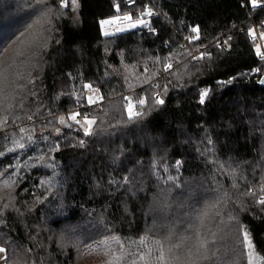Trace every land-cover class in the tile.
Segmentation results:
<instances>
[{
	"label": "trees",
	"instance_id": "16d2710c",
	"mask_svg": "<svg viewBox=\"0 0 264 264\" xmlns=\"http://www.w3.org/2000/svg\"><path fill=\"white\" fill-rule=\"evenodd\" d=\"M49 3L58 8V0ZM78 4L77 16L69 1L65 15L54 22L46 51L34 49L38 55L25 66L34 85H27L21 95L28 88L37 93L36 97L28 96L25 104L26 111L40 108L33 117L35 137L41 135L49 108L56 117L67 116L70 108L89 111L97 116L96 134L84 137L74 124L71 129L60 128L58 137L51 129L43 132L50 137L49 143L60 144L59 151L50 154L53 167L22 168L24 180L15 190L16 200L7 209H3L7 201H0V246L7 249L10 264H107L111 251L120 253L112 237H119L129 252L147 250L139 245L141 236L149 246L170 233L172 243H180L184 236L194 239L189 225L216 199V189L228 190L231 200L226 207L221 204L218 209H209L201 232L209 238L216 234L215 245H210L215 254L201 264H247L241 228L250 233L255 250L264 256V206L255 203L259 178L264 174V85L260 83L264 62L255 56L259 42L247 34L249 28L264 32V6L253 9L250 0H137L131 8L124 0H78ZM145 4L159 13L146 17L155 32L142 27L104 35L101 21L130 11L138 15ZM115 5L120 6V13ZM38 16L36 0H0V65L9 63L17 50L25 53L19 57L21 61L29 60L26 44L39 39L38 26L30 28ZM196 25L200 39L189 43L185 37ZM229 36L228 50L216 47L220 39ZM5 47L7 51H2ZM206 51L211 59H192L194 53ZM169 55L173 56L170 71L178 72V78L163 72V63L156 62V57L163 60ZM257 67L261 72L253 73ZM145 76L159 81L165 103L146 109L138 124L127 123L123 97L145 95L148 85L141 86ZM168 81L165 95L162 89ZM89 83L99 89L103 100L80 110L76 98L87 96L83 85ZM202 89L210 90L204 105L199 103ZM147 96L151 103V93ZM15 114L24 116V111L17 109ZM33 121L23 119L17 124L30 127ZM7 131L20 136L18 127ZM207 137L213 140L214 154L201 155ZM81 139L83 147L79 146ZM39 148L47 151L44 142L37 139L27 151L20 150V162L36 155ZM13 155L17 154L0 158V170ZM209 159L225 164L224 171ZM154 160L159 178L151 168ZM177 160L182 162L179 171ZM231 169L236 170L239 189L232 188L233 179L227 174ZM128 170L136 177L134 187L108 183L110 179L121 180ZM169 175L175 184L164 183ZM241 175L246 179H240ZM40 179L51 181L50 191L39 185ZM248 181L255 186V198L239 195L249 186ZM6 191L0 184V193ZM217 210L224 223L215 216ZM229 214L234 216L232 221ZM105 237L111 249L107 256L98 244ZM78 241L79 249L74 246ZM88 244L100 250L90 251L85 246ZM14 248L19 249L17 255H13ZM26 248L32 251L25 253ZM157 254L154 249L153 255ZM130 259L126 257L122 264H129Z\"/></svg>",
	"mask_w": 264,
	"mask_h": 264
},
{
	"label": "snow or ice",
	"instance_id": "6c2138e0",
	"mask_svg": "<svg viewBox=\"0 0 264 264\" xmlns=\"http://www.w3.org/2000/svg\"><path fill=\"white\" fill-rule=\"evenodd\" d=\"M252 8L255 9L258 6V0H250ZM71 9L75 12L78 8V0H70ZM129 5L137 4V0H127ZM36 5L38 6L39 16L35 21V24L30 26L36 27V35L39 37L38 40H34L26 44V49L28 50V61H21L19 57L25 55L24 52L17 50L16 55L11 59V61L7 64L0 65V133H3V136H0V158H5L8 154H17L12 156V160L8 161L5 166L0 170V184L3 185L4 189H6V193H0V201H7L3 204V209L9 208V205L12 204L13 201L16 200L15 190L19 185L23 182L24 177L20 175V171L22 168L32 169L38 167H45L51 169L53 167L54 158L50 155L55 151H59L60 144L56 142L49 143V136L43 135L44 131H48L51 129V134L55 136L61 135L60 127H56V124L67 127L71 129L73 124L78 126L76 130H82L84 137H90L96 134L94 132V125L97 124V116L92 115L89 111L85 110L83 112L77 111L74 109H69L67 118L65 115H60L56 117V114L49 108L48 117H44V123L41 130V135L37 138L35 137V122L33 121V117L40 111V108H37L35 112H31L30 110H25V104L27 102L28 96L36 97L37 93L33 91V89L28 88L26 94L21 95V93H25V89L27 85H34V78L32 77L31 71H26L25 66L29 63L31 57L38 55L34 49L39 48L41 51H46L47 41L51 38V33L54 31L55 21L59 20L64 13V9L69 7V0H58V8H54L49 0H36ZM116 12L120 13L121 9L119 5H115ZM158 16L159 13L154 12L152 7H149L147 4L143 6L142 10L138 11V15H133L130 12H125L122 15L114 16L111 19L101 21V27L105 25H117L116 32H124L130 29H136L137 27H145L148 28L150 32H155V29L152 27V22L146 17ZM47 32L49 35H45ZM191 33H195V36H186L185 39L191 43L193 40L200 39V27L198 25L192 26L190 28ZM108 31H104L105 36L112 35ZM248 36H250L255 42L256 33L253 29H248ZM24 33H21L23 36ZM19 39V37H17ZM260 39L264 40V32L260 33ZM228 40H231V36L228 37ZM59 43V41H56ZM227 44V41L224 42ZM202 46V45H201ZM216 47H221L220 44H217ZM230 47V45H229ZM2 51H7V48H3ZM255 56L261 61L264 62V52L261 50V46L259 44L255 45ZM187 55L191 56L192 54L189 52ZM205 57L211 59V54L209 52L200 53L199 56H192L194 60H202ZM42 59V57H41ZM173 56L169 55L164 57L161 60L160 57H156L157 63H163V72L168 75H174L179 77V73L171 72L170 70L173 68ZM179 63V61H177ZM32 68H35V64H31ZM148 69L145 68V72ZM253 73L261 72V68L257 67L252 69ZM70 75V74H69ZM127 80V78L125 77ZM22 80H26V84L21 83ZM168 81L163 85V94H167L168 92ZM260 83L264 84V78L260 79ZM144 84L148 85V88L144 89L145 95H140L139 98L124 96L123 99L126 102L123 105V110L127 112L128 120L127 123H139L140 120L147 114V110H151V108L156 106L164 105L165 101L161 98V84L159 81L153 82L149 80L147 76H145L141 86ZM131 87V86H130ZM83 89L89 92L98 93L99 89H95L92 84H84ZM209 89H202L199 93V103L201 105L205 104V100L209 95ZM151 93V103H149V99L147 93ZM103 100V97L97 95H88L86 97L77 96L76 98V106L80 109H86V106L90 107L92 105L98 104L99 101ZM86 101V104L85 102ZM138 105V107H137ZM19 109L24 111V116H20L15 114V111ZM11 117V124L9 123V118ZM50 117V118H49ZM78 117H82L78 119ZM26 119L28 121H33V124L30 127H20L17 124V121ZM55 121V123H54ZM69 121L73 123H69ZM100 123L103 124V119L100 120ZM15 126L18 127L20 136L17 138L15 132H9L7 129ZM115 127V125H113ZM102 130V129H100ZM37 139L44 142L47 151L43 148H39L36 155H29L23 163L20 162L18 157V152L20 150L27 151L29 147L35 145L37 143ZM85 141L81 139L79 141V146L83 147ZM75 146V145H73ZM214 143L211 137L206 138V146L204 150L201 152V155H205L206 153L212 152L214 154ZM200 151V149H197ZM209 163H213L214 165H218L221 172L225 169V164L220 163L217 159H209ZM182 162L177 160L175 162V166L177 171L181 166ZM230 167V166H229ZM151 168L153 170V175H157L159 178V174L156 171L157 164L154 160L152 162ZM164 172L167 173V168H164ZM129 174L123 175L122 179L116 181L115 179H110L108 181L109 184L117 183L119 186H129L134 187L136 182V177L132 175L131 170H128ZM233 179L232 188L239 189V185L236 182L237 173L235 169H231L228 173ZM240 179L245 180L246 177L243 175L240 176ZM172 182L176 183L175 178L172 176H167V179L164 180V183ZM249 186L245 191L240 192L239 195L243 197H257V192L255 190V186L251 184V181H248ZM39 185L46 186L45 190L50 191L52 187V183L47 179H40ZM179 186L178 184L176 185ZM171 189H168L170 191ZM23 191H27V188H24ZM218 192L216 199L211 202L208 206H206L203 210L199 211V213L195 216L194 222L189 225V228L194 233V239L192 237L184 236L181 237L180 243H172L171 242V233L164 240L156 239L153 241V246H149L146 243V238L141 236L139 238V245L145 247L147 250L144 252H129L125 249L124 244L121 242L119 237H112V240L119 244L120 253L117 254L115 251H111L110 245L108 244V238L105 237L104 240L98 242L99 245L103 246L104 254L107 256L111 251V258L107 261V264H122L125 261L126 257H130L129 264H201V261H206L210 258V255H214L212 252L210 245H215V233H211V238L204 235L201 232V229L205 227V220L209 217V209H218V206L223 204L225 207L229 200H231V196L229 195L228 190L221 191L220 189H216ZM33 195H35L33 193ZM161 197H165V192L161 190ZM44 199H47L45 196ZM36 201L39 203H43V200L40 197H36ZM255 203L260 206H264V174H262L259 178V196L255 199ZM31 210V209H29ZM19 211V209H17ZM0 215H3V210H0ZM216 217H220V222L224 223L223 217L219 210L215 212ZM234 216L229 214L228 220L232 221ZM242 233V245L244 252L246 254L247 264H264V256L257 253L255 250V246L250 238V233L246 229H239ZM34 239V238H33ZM193 239V242L190 244H186V241ZM63 241V237H61V242ZM131 244H136V241H130ZM61 246L63 244L61 243ZM79 249L80 242L78 241L75 245ZM90 251L96 252L99 251V247H93L91 244L85 245ZM158 253L157 255H153V250ZM7 249L5 247H0V253H6ZM13 255H17L19 249L14 248ZM25 253H30L32 251L31 248L24 249ZM4 260L5 264H10L9 258L7 255L0 257ZM35 264V262H34ZM39 264H43V261H40Z\"/></svg>",
	"mask_w": 264,
	"mask_h": 264
},
{
	"label": "built area",
	"instance_id": "2783aa9c",
	"mask_svg": "<svg viewBox=\"0 0 264 264\" xmlns=\"http://www.w3.org/2000/svg\"><path fill=\"white\" fill-rule=\"evenodd\" d=\"M124 3H125V6L127 7V8H131V7H134L135 5H129L128 3H127V0H124ZM258 5H260V6H264V3H262V2H259L258 1ZM262 12H264V8H263V10H262ZM122 15V14H121ZM142 33V32H141ZM189 36H195V33H191L190 31H189ZM256 40L259 42V45L261 46V50H262V52H264V40H262V39H260V33H256ZM225 41H227V44H225L224 42ZM187 43L185 42L183 45L185 46ZM224 49H229L230 47H229V42H228V38H222V39H220V43H219ZM200 53L201 52H197V53H194V55L193 56H199L200 55ZM81 110V109H80Z\"/></svg>",
	"mask_w": 264,
	"mask_h": 264
},
{
	"label": "rangeland",
	"instance_id": "374dc122",
	"mask_svg": "<svg viewBox=\"0 0 264 264\" xmlns=\"http://www.w3.org/2000/svg\"><path fill=\"white\" fill-rule=\"evenodd\" d=\"M70 1V0H69ZM79 5V4H78ZM71 6V5H70ZM78 9H79V6H78V8H77V10L75 11V12H73V15L74 16H77V14H78ZM116 27H117V25H105L104 27H103V33H104V31H108V32H110V33H113L112 31L113 30H116ZM137 28H142V27H137ZM262 77H264V75L262 76ZM88 95H97V96H100L98 93H93V92H87V96ZM66 118H67V116H65ZM78 119H81L82 120V117H78ZM69 122H71V121H69ZM60 126V128H64V126H61V125H59ZM91 245H94V244H91ZM1 247V246H0ZM6 255V253H0V257H3V256H5ZM246 255V254H245ZM89 258V257H88ZM90 259H91V257H90ZM0 264H5V262H4V260L2 259V258H0Z\"/></svg>",
	"mask_w": 264,
	"mask_h": 264
},
{
	"label": "water",
	"instance_id": "95a60500",
	"mask_svg": "<svg viewBox=\"0 0 264 264\" xmlns=\"http://www.w3.org/2000/svg\"><path fill=\"white\" fill-rule=\"evenodd\" d=\"M262 78H264V77H262ZM262 84V83H261ZM264 85V84H263Z\"/></svg>",
	"mask_w": 264,
	"mask_h": 264
}]
</instances>
